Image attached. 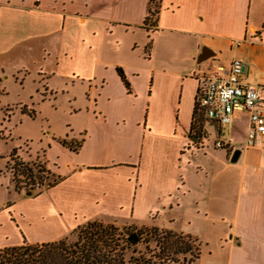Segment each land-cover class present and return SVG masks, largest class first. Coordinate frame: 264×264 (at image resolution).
I'll return each instance as SVG.
<instances>
[{"label": "crops", "instance_id": "obj_1", "mask_svg": "<svg viewBox=\"0 0 264 264\" xmlns=\"http://www.w3.org/2000/svg\"><path fill=\"white\" fill-rule=\"evenodd\" d=\"M156 2L145 25L150 0H0V93L32 78L43 96L70 85L86 100L74 110L82 125L35 159L60 180L41 193L53 232L22 241L14 204L2 203L17 238L0 239V250L106 222L189 237L194 264H264V136L245 147V114L228 126L202 117L192 130L206 79L234 60L264 110V0ZM202 50L209 57L197 64ZM219 139L228 148H215ZM193 148L196 163L185 157Z\"/></svg>", "mask_w": 264, "mask_h": 264}, {"label": "rangeland", "instance_id": "obj_2", "mask_svg": "<svg viewBox=\"0 0 264 264\" xmlns=\"http://www.w3.org/2000/svg\"><path fill=\"white\" fill-rule=\"evenodd\" d=\"M35 87L37 84L32 82V78H29L23 89L18 82L10 79L3 85V93H0V205L5 202L14 204L12 216H15L17 222L13 225L18 226V235L22 241H36L52 233L55 217L46 210L45 196L38 192L27 195L29 186L19 184L18 194L15 193V184L11 182L12 165L6 168L8 157L15 151L19 157L29 159L27 163H42L38 159L48 149L51 138L62 137L71 128L82 125V116L75 115L74 110L83 109L86 105L83 90L79 86H57L58 93L53 96H43V92H37ZM190 152H186V159L196 163L197 150L193 148ZM0 223V239L17 238L14 226L7 222L3 211H0ZM101 223L116 227L128 237L135 234L139 238L137 251L144 252L146 247L150 250L155 248L152 241L144 243L146 239L150 240L151 229L128 224ZM177 227L178 225L174 226ZM76 238L77 234L72 232L68 236V242L73 243Z\"/></svg>", "mask_w": 264, "mask_h": 264}, {"label": "trees", "instance_id": "obj_3", "mask_svg": "<svg viewBox=\"0 0 264 264\" xmlns=\"http://www.w3.org/2000/svg\"><path fill=\"white\" fill-rule=\"evenodd\" d=\"M157 14L156 0H150L147 25ZM153 24V23H152ZM151 24V25H152ZM150 43L146 46V53ZM124 82V77L119 72ZM192 130L196 133L201 128L202 117L194 107ZM66 145L65 142H62ZM70 149L72 147L69 146ZM75 151V150H74ZM6 164L11 166L14 191L18 192L19 184L29 186L31 195L41 194L59 183L51 176L44 163L23 162L13 151ZM18 194V193H17ZM76 241L68 242V237L58 242L27 245L0 250V264H194L200 255L199 244L189 237L170 231L151 229V238L144 241L155 243L153 250L145 248L144 252L136 250V245L128 241V236L119 232L112 225L101 222H88L74 230ZM188 259V260H187Z\"/></svg>", "mask_w": 264, "mask_h": 264}, {"label": "built area", "instance_id": "obj_4", "mask_svg": "<svg viewBox=\"0 0 264 264\" xmlns=\"http://www.w3.org/2000/svg\"><path fill=\"white\" fill-rule=\"evenodd\" d=\"M243 73V63L234 60L227 71L211 74L196 105L201 117L219 126L230 125L236 114L247 115L245 147L250 148L264 136V110L259 107L257 87L244 83ZM214 146L223 149L229 145L219 139Z\"/></svg>", "mask_w": 264, "mask_h": 264}, {"label": "water", "instance_id": "obj_5", "mask_svg": "<svg viewBox=\"0 0 264 264\" xmlns=\"http://www.w3.org/2000/svg\"><path fill=\"white\" fill-rule=\"evenodd\" d=\"M208 55H207V50H202L200 55L198 56L197 58V64H201L202 62H204L206 59H208ZM239 155V152H235L233 157H232V160L231 162H235L237 157ZM27 195L31 196V193H27ZM128 241L131 242L133 245H136L139 243V238L133 234L131 235L129 238H128Z\"/></svg>", "mask_w": 264, "mask_h": 264}]
</instances>
